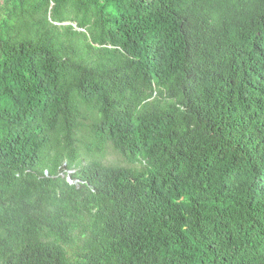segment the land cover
Listing matches in <instances>:
<instances>
[{"label": "trees", "instance_id": "16d2710c", "mask_svg": "<svg viewBox=\"0 0 264 264\" xmlns=\"http://www.w3.org/2000/svg\"><path fill=\"white\" fill-rule=\"evenodd\" d=\"M0 264H264V0H0Z\"/></svg>", "mask_w": 264, "mask_h": 264}, {"label": "rangeland", "instance_id": "374dc122", "mask_svg": "<svg viewBox=\"0 0 264 264\" xmlns=\"http://www.w3.org/2000/svg\"><path fill=\"white\" fill-rule=\"evenodd\" d=\"M112 156L111 155H109V158H111Z\"/></svg>", "mask_w": 264, "mask_h": 264}]
</instances>
